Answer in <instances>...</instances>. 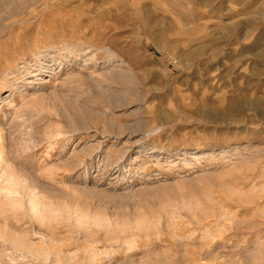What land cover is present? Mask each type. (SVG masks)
<instances>
[{
  "label": "rangeland",
  "instance_id": "rangeland-1",
  "mask_svg": "<svg viewBox=\"0 0 264 264\" xmlns=\"http://www.w3.org/2000/svg\"><path fill=\"white\" fill-rule=\"evenodd\" d=\"M263 99L264 0H0V264H264Z\"/></svg>",
  "mask_w": 264,
  "mask_h": 264
},
{
  "label": "bare ground",
  "instance_id": "bare-ground-1",
  "mask_svg": "<svg viewBox=\"0 0 264 264\" xmlns=\"http://www.w3.org/2000/svg\"><path fill=\"white\" fill-rule=\"evenodd\" d=\"M247 1H249V0H247ZM248 3V2H247ZM135 8V7H134ZM251 18V17H250ZM250 18L248 19V20H250ZM246 19V18H245ZM252 19V18H251ZM247 20V19H246ZM240 22V21H239ZM243 22V21H242ZM253 22H255V20L253 21ZM258 22V21H257ZM236 24V23H235ZM258 24V23H257ZM237 25V24H236ZM240 25H241V23H240ZM253 25H255V24H253ZM252 26V25H251ZM224 27H226V26H224ZM237 27H239V26H237ZM227 28V27H226ZM226 30V29H225ZM232 30H233V28H228L226 31L227 32H229V33H231L232 32ZM248 35V34H247ZM227 36V35H226ZM233 36V35H232ZM228 37V36H227ZM231 37V36H230ZM246 60V59H245ZM246 61H244V63H245ZM231 63V62H230ZM238 63V62H237ZM242 63V62H241ZM238 65V64H237ZM244 65V64H243ZM230 66V65H229ZM231 66H233V64L231 65ZM234 67V66H233ZM244 67V66H243ZM249 67V66H248ZM231 71V70H230ZM229 71V72H230ZM259 71H261V70H259ZM241 74V73H240ZM244 74V73H243ZM239 75V74H238ZM222 76V75H221ZM242 76H245V74L244 75H242ZM240 77V76H239ZM236 78H237V76H236ZM235 78V79H236ZM244 78V77H243ZM248 78L250 79H252V77H249V75H248ZM232 79V78H231ZM246 79V78H245ZM238 80V79H237ZM237 80H233L235 83L237 82ZM247 80V79H246ZM253 80V79H252ZM260 81V80H259ZM233 82V83H234ZM241 83V82H240ZM244 83V82H243ZM237 84H239V83H237ZM242 84V83H241ZM245 84L247 85V83L245 82ZM244 84V85H245ZM249 84V83H248ZM250 85H251V82H250ZM233 86V85H232ZM235 86V85H234ZM243 87V86H242ZM240 89V88H239ZM242 89H245L244 87L242 88ZM242 89H241V91H242ZM218 90V89H217ZM238 90V89H237ZM246 90V89H245ZM223 91V90H222ZM235 91V90H234ZM243 92V91H242ZM235 93V92H234ZM220 94V93H219ZM243 94V93H242ZM241 94V95H242ZM244 95V94H243ZM231 96V95H230ZM207 97V96H206ZM210 98V97H209ZM213 98V97H212ZM211 98V99H212ZM206 99H208V98H206ZM224 99V98H223ZM247 98L246 97H244V96H241L240 98H239V96H237V98H230V99H228V108L229 107H232V106H237V107H239V108H241L242 106H243V104H248V105H250L251 104V102L252 101H249V100H246ZM220 100V99H219ZM222 100V99H221ZM264 100V99H263ZM210 101V100H209ZM213 101V100H212ZM215 101V100H214ZM213 101V102H214ZM221 102V101H220ZM219 103V102H218ZM225 103V102H224ZM253 103V102H252ZM213 104V103H212ZM221 104V103H220ZM219 104V105H220ZM216 105H218V104H216ZM218 105V106H219ZM224 106H226V105H224ZM224 106H222V107H224ZM210 107V106H209ZM212 107V106H211ZM227 107V106H226ZM244 107V106H243ZM253 107V106H252ZM205 108V107H204ZM206 110H207V108H205ZM212 108H210V110H211ZM214 109V108H213ZM215 110V113L214 114H217V115H219L220 117H230L231 115L230 114H228L227 112H225V111H220V110H218V109H214ZM203 111V110H202ZM213 111V110H212ZM243 113V112H242ZM205 115H207V114H205ZM212 115V114H211ZM81 116V115H80ZM209 117V116H208ZM213 117H214V115H213ZM210 119V118H209ZM212 119V118H211ZM223 119H226V118H223ZM2 175L3 176H5L6 177V182H5V184L8 182V184L7 185H15L16 184V182H17V185H19L18 183V179H17V177H14L15 175L14 174H10V172L9 173H7V172H3L2 171ZM14 175V176H13ZM17 179V181H16V179ZM10 183H12V184H10ZM6 185V186H7ZM17 185H15L16 187H17ZM5 186V187H6ZM4 187V186H3ZM13 187V186H12ZM7 188V187H6ZM10 188V187H9ZM15 189H17V188H10L9 190H8V193L9 194H11V195H13V194H15L14 192H16V190ZM18 193V192H17ZM21 194V193H20ZM10 195V196H11ZM17 195V194H16ZM12 197V196H11ZM23 197V196H22ZM5 199H7V197L5 198ZM31 199V198H30ZM32 202V201H31ZM4 204V203H3ZM13 204V203H12ZM33 204H35V203H33ZM35 207H37V206H35ZM35 209V208H34ZM35 210H37V209H35ZM16 239V238H15ZM15 241V240H14ZM20 244V243H19Z\"/></svg>",
  "mask_w": 264,
  "mask_h": 264
}]
</instances>
